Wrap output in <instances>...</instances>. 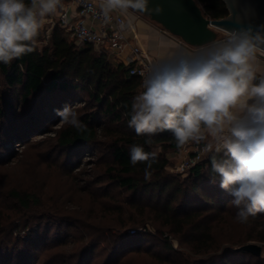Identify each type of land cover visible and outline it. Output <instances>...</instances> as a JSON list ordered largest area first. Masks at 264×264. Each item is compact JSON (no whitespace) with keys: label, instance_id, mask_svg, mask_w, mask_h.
I'll return each instance as SVG.
<instances>
[{"label":"trees","instance_id":"1","mask_svg":"<svg viewBox=\"0 0 264 264\" xmlns=\"http://www.w3.org/2000/svg\"><path fill=\"white\" fill-rule=\"evenodd\" d=\"M197 1L205 15L211 18H223L229 14L223 0ZM41 38L42 32L39 31L36 41ZM107 55L106 51L98 52L89 44L78 47L64 29L56 25L48 45L37 44L31 53L8 64L0 63V77L13 91L11 97H4L6 109L0 105V121L5 113L15 109L14 97L19 94L23 97L24 110L29 114L26 119L29 123L12 124V136L19 140L25 137L21 130L24 125L34 131L48 128L59 117L58 109L68 106L77 114L84 110L78 118L87 126L86 129L80 131L63 123L57 130V143L71 154L90 147L103 152L102 145L107 144L106 149L110 153L108 172L118 186L132 193L138 208L154 209L158 218L163 219L164 226L178 236L186 235V226H191L189 234L195 247L215 250L190 264H264L263 255L258 257L234 249L248 242L264 244V213L250 217L246 224L235 219L237 209L230 203L232 198L219 187V177L211 171L213 153L191 168L183 179L168 173L170 161L167 152L180 148L168 131L153 136V143L149 146L144 143L145 136H137L128 126L132 100L141 90V80L129 74L128 66H114ZM82 92L88 96L83 106L77 105L84 100ZM31 121L35 124H30ZM99 134L108 141H98ZM132 144H140L146 151L157 153L158 162L153 164L148 180L144 177L145 164L139 163L136 167L130 164ZM157 148L160 151H156ZM14 194L22 205L30 204L26 193ZM146 222L147 219H137L130 228L131 232L112 235L113 243L139 253L149 234L141 233L137 228L141 223L145 227ZM233 226H240L241 231L237 235L229 234L225 239L215 237L216 229L228 230ZM15 229L20 231L22 227L17 225ZM163 245L172 248L170 243Z\"/></svg>","mask_w":264,"mask_h":264},{"label":"clouds","instance_id":"2","mask_svg":"<svg viewBox=\"0 0 264 264\" xmlns=\"http://www.w3.org/2000/svg\"><path fill=\"white\" fill-rule=\"evenodd\" d=\"M149 3L100 0L99 7L107 22L117 11H160ZM60 7L61 0H0V63L34 51L46 18ZM262 50L264 31L234 30L198 53L185 51L152 65L141 74L143 90L133 97L128 120L149 146L152 137L164 131L171 133L178 148L189 141L199 143L207 132L215 141L211 171L231 196L241 224L264 213V76L256 71V54ZM57 115L77 130L87 127L71 107L58 109ZM129 155L133 167L145 164L144 177L150 179L157 153L132 144Z\"/></svg>","mask_w":264,"mask_h":264},{"label":"rangeland","instance_id":"3","mask_svg":"<svg viewBox=\"0 0 264 264\" xmlns=\"http://www.w3.org/2000/svg\"><path fill=\"white\" fill-rule=\"evenodd\" d=\"M227 35L221 33L219 38ZM12 92L0 77V105L5 109L4 97ZM82 95L84 100L77 105L88 101L86 93ZM22 98L14 97L15 109L0 121V264H190L215 252L195 247L191 226H186V235L178 236L154 209L138 208L132 193L118 186L108 172L107 144L102 145L103 152L90 147L76 154L61 147L60 117L45 130H28L24 125L25 137H13V123H29ZM98 141L108 139L99 134ZM170 152L168 173L185 178L190 170L174 171L178 160ZM15 192L29 195L30 204L22 205ZM137 219L148 220L145 227L141 223L137 228L149 234L143 249L138 253L116 246L112 235L131 232ZM17 225L22 230H16ZM240 231V226L216 229L215 237L225 239Z\"/></svg>","mask_w":264,"mask_h":264},{"label":"built area","instance_id":"4","mask_svg":"<svg viewBox=\"0 0 264 264\" xmlns=\"http://www.w3.org/2000/svg\"><path fill=\"white\" fill-rule=\"evenodd\" d=\"M77 5L75 18H70L68 9L61 7L57 19L51 21V26L46 30L48 40L53 28L59 25L69 31L78 47L91 45L96 51H106L107 54H120L130 47L131 54L125 61L129 68V74L140 78L141 85L149 67L157 62L148 56L146 51L139 44H131L125 34L128 19L122 12H113L110 20L105 21L98 0H74ZM126 25L124 29L120 24ZM264 55V50L258 52ZM142 87L141 90L142 91ZM210 146V148H209ZM215 149V141H189L180 150L183 156L174 165V171L185 173L203 161Z\"/></svg>","mask_w":264,"mask_h":264},{"label":"water","instance_id":"5","mask_svg":"<svg viewBox=\"0 0 264 264\" xmlns=\"http://www.w3.org/2000/svg\"><path fill=\"white\" fill-rule=\"evenodd\" d=\"M229 14L223 18L205 15L197 0H150L158 13L142 14L155 21L186 44L201 47L218 41L221 33L252 29L264 31V0H223ZM262 256L264 244L248 242L234 248Z\"/></svg>","mask_w":264,"mask_h":264},{"label":"crops","instance_id":"6","mask_svg":"<svg viewBox=\"0 0 264 264\" xmlns=\"http://www.w3.org/2000/svg\"><path fill=\"white\" fill-rule=\"evenodd\" d=\"M99 1L100 0H98V2ZM61 3L62 7L68 9L70 18H75L77 14V5L74 0H61ZM60 8H58L55 14H52L46 18V23L40 30L42 32V38L40 40H37V44H39L40 46L48 45L51 34L47 40L45 32L51 26V21L53 19H57ZM124 15L131 23V26H127L125 30L128 41L131 44H139L146 51L148 56L153 58L157 62V64L167 62L172 56L179 55L185 51L193 54L198 53L202 49L210 47L213 44L211 43L201 47H193L186 44L178 36L171 34L161 25L142 15L141 13H131V10H129V13H124ZM64 31L66 32L69 39L74 41L71 33L66 29H64ZM224 39L226 38H219L216 42ZM130 54L131 49L130 47H128L124 52L120 54H108L107 57L109 62L114 66H118L120 64L126 66L125 61ZM256 56L257 76H264V56L258 52ZM204 134L206 138L202 141L212 140L207 132H205ZM182 156L183 153L180 149L170 152V157H173L176 160H179Z\"/></svg>","mask_w":264,"mask_h":264}]
</instances>
